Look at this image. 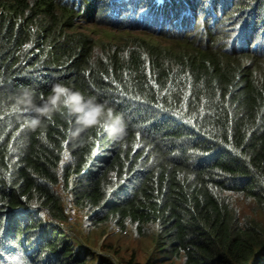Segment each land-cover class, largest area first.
I'll list each match as a JSON object with an SVG mask.
<instances>
[{
    "label": "trees",
    "instance_id": "trees-1",
    "mask_svg": "<svg viewBox=\"0 0 264 264\" xmlns=\"http://www.w3.org/2000/svg\"><path fill=\"white\" fill-rule=\"evenodd\" d=\"M54 83L113 108L124 137H72L63 107L26 127L17 98ZM61 194L147 241L144 264H264V0H0V264H143L81 246Z\"/></svg>",
    "mask_w": 264,
    "mask_h": 264
},
{
    "label": "clouds",
    "instance_id": "clouds-1",
    "mask_svg": "<svg viewBox=\"0 0 264 264\" xmlns=\"http://www.w3.org/2000/svg\"><path fill=\"white\" fill-rule=\"evenodd\" d=\"M21 105L25 106L23 111L32 113L31 117L25 120V126L32 130L41 127L42 118L50 117L53 112L63 107L75 118L77 126L69 131L72 137L97 124H102L113 140L118 141L126 134L127 125L122 115L115 114L114 109L106 104L98 103L95 97L85 98L81 92L74 91L62 83L52 84L48 98L40 104L33 102L31 89H25L13 107L19 108Z\"/></svg>",
    "mask_w": 264,
    "mask_h": 264
},
{
    "label": "rangeland",
    "instance_id": "rangeland-1",
    "mask_svg": "<svg viewBox=\"0 0 264 264\" xmlns=\"http://www.w3.org/2000/svg\"><path fill=\"white\" fill-rule=\"evenodd\" d=\"M75 28L77 32L85 33L86 35H89L94 38V40H110L112 38V42L115 43H118L120 39L125 38V36L129 34L125 33V31H123L122 29H117L118 31H107L104 28L93 26V24H90L89 21L83 20L81 22H78ZM134 34L141 35V33ZM152 39L156 42L158 41L156 37H152ZM161 45L166 44L161 42ZM61 198L63 200L62 205L64 208L65 215L66 217L68 216L67 221L64 222V227H66L67 229L69 228L71 230L73 229L72 232L75 233V239L81 246L89 248L91 252L96 255H104L109 257H112L111 251L116 250L118 246H122L121 249L123 253L125 248L129 249L130 251L134 250L140 256L137 258V260L139 259L140 262H142L143 264L145 263L146 258L148 257L147 241L135 240L131 236L130 228H128L125 233L120 236L117 232L112 231V226H109V224L96 227L89 225L86 226V224H83L84 221L88 219V217L87 219L84 218L86 214L81 213V211L72 206L71 203L67 201L65 195L61 194ZM106 247H109L110 250H107ZM115 262L117 263L118 260H116Z\"/></svg>",
    "mask_w": 264,
    "mask_h": 264
},
{
    "label": "built area",
    "instance_id": "built-area-1",
    "mask_svg": "<svg viewBox=\"0 0 264 264\" xmlns=\"http://www.w3.org/2000/svg\"><path fill=\"white\" fill-rule=\"evenodd\" d=\"M85 218V217H84ZM112 229H113V232H116L118 229L116 228V227H112Z\"/></svg>",
    "mask_w": 264,
    "mask_h": 264
}]
</instances>
